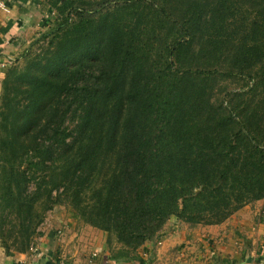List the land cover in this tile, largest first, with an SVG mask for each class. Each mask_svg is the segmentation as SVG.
Masks as SVG:
<instances>
[{
  "label": "trees",
  "instance_id": "16d2710c",
  "mask_svg": "<svg viewBox=\"0 0 264 264\" xmlns=\"http://www.w3.org/2000/svg\"><path fill=\"white\" fill-rule=\"evenodd\" d=\"M106 29V24L96 23L72 35L69 42L59 44L48 55L30 59L25 68H12L4 79L0 95V163L9 162L3 158L8 153V159L29 165L18 169L20 194L26 192L31 167L38 166L39 188L51 200L49 205L59 199L69 201L85 220L115 232L128 245L138 246L161 230L177 211L180 197L200 204L204 194L195 192L199 185L216 192V207L226 209L210 220L214 223L226 219L248 200L264 197V68L256 72L257 79L248 90H234L228 96L229 118L236 126L228 132V164H222L215 139L209 145L175 125L165 135L157 136L142 121L134 122L131 117L126 121L127 138L119 134L127 102H131L132 109L142 103L153 108L155 101L148 98L144 85H126L128 67L124 63L131 52L125 50L120 63L118 38L112 33L106 36ZM105 58L111 61V70L98 69ZM260 64L264 65V56ZM103 77L111 80L109 85L84 83ZM249 91L258 98L245 97ZM198 93V88L189 89L183 96V101H197L188 117L195 128H199L194 123L196 113L204 107ZM235 96H241V105L232 101ZM16 104L17 110H12ZM179 109L181 114V103ZM239 109L252 117L248 115L245 120ZM73 111L78 114L70 121ZM214 134L209 130L208 137ZM160 139L165 146L162 150L156 147ZM118 142H124V146ZM244 142L259 147L252 164H239L236 157ZM28 151H34L31 159H27ZM210 159L220 164H197ZM0 174L4 179L9 177L2 171ZM168 192L172 195L165 198ZM235 192L245 195L233 196ZM29 201L31 207H36L34 192ZM190 219L207 223L197 214L190 215Z\"/></svg>",
  "mask_w": 264,
  "mask_h": 264
},
{
  "label": "rangeland",
  "instance_id": "374dc122",
  "mask_svg": "<svg viewBox=\"0 0 264 264\" xmlns=\"http://www.w3.org/2000/svg\"><path fill=\"white\" fill-rule=\"evenodd\" d=\"M92 1L97 3L92 4ZM44 2L56 12L55 24L49 33L33 43L28 54L12 71L25 68L32 58L48 55L59 44L69 42L72 35L87 31L96 23H104L107 25L105 35L112 33L118 38L120 63L125 56V50L131 52L126 56L124 63L128 67L125 74L126 85L131 83L144 85L148 89V98L155 101L153 108H148L147 104L142 103L132 109L131 102H127L122 114L125 123L122 124L119 134L127 138L126 121L131 117L134 122L142 121L149 131L157 136L165 135L175 125L179 129L189 130L209 145L212 138L215 139L218 142L216 150H220L223 157L222 164H228V132L236 126L229 118L228 96L234 90L242 91L246 88L248 90L257 79L256 72L264 68V65L260 64V58L264 56V0H44ZM93 7L95 9H90ZM111 68L112 63L107 58L98 65V69L102 70ZM110 81L103 77L100 81L89 79L84 83L109 85ZM261 83L263 90L264 73L261 76ZM3 85L0 95L4 92ZM196 88L204 104L203 109L196 113L194 122L200 129L191 126L188 119L197 101H183L184 92ZM10 97L13 98L14 94L11 93ZM245 97L258 98L252 91ZM19 101L20 104L22 100ZM232 101L241 105V96L233 97ZM179 103L184 107L181 114ZM19 104L12 105V110H17ZM77 114L71 112L70 121ZM239 114L245 120L250 115L242 109H239ZM165 122L170 123L165 125ZM209 130L215 133L211 137H208ZM118 145L124 146V142H118ZM156 145L159 150L165 147L161 139ZM258 151L259 147L241 143L236 153L239 164L254 163ZM26 154L27 159H31L34 151H28ZM3 158L9 162L0 163V171L9 177L4 179L0 174V258L8 257L10 253L31 250L35 252L36 244L45 239L48 230L55 235L58 234L53 219L54 214L60 211H66L79 223L106 231L110 241L114 238L119 244L118 255H129L130 250L138 247L119 240L115 232L85 220L69 201L59 199L49 205L51 200L44 197L42 195L44 189L39 188L41 178L38 177L40 176L38 166L31 167L26 192L20 194L18 169L28 168L29 165L27 163L20 165L8 159V153H5ZM142 162L146 164L144 159ZM197 164L220 162L210 159L199 160ZM9 168L15 170L6 171ZM228 182L230 179L226 181L227 186ZM196 188L195 192L204 194L201 203L189 202L180 197L175 206L177 211L172 215L190 224H215L210 220L226 209L216 207V192L200 185ZM33 192L37 199L36 207L30 206L29 200H32ZM171 195L168 192L165 198ZM241 195L245 193H233V196ZM262 198L264 197L250 199L243 205L256 203L264 209V203L260 201ZM254 204L249 206L253 207ZM179 210H183L185 215L181 216ZM192 214H197L207 223L193 221L190 219ZM228 217L223 221H228Z\"/></svg>",
  "mask_w": 264,
  "mask_h": 264
},
{
  "label": "crops",
  "instance_id": "0c3cea01",
  "mask_svg": "<svg viewBox=\"0 0 264 264\" xmlns=\"http://www.w3.org/2000/svg\"><path fill=\"white\" fill-rule=\"evenodd\" d=\"M56 17L44 0H7L6 8H0V92L8 72L35 41L50 32ZM260 201L264 203V198ZM249 205L215 224H190L171 215L159 232L160 245L154 237L148 238L129 255H118L120 246L114 238L110 241L106 231L60 211L53 223L62 229L61 235L48 230L34 253H10L0 258V264H58L57 250L73 264H190L209 253L218 256L217 264H264V209L260 204ZM146 249L148 258L141 255Z\"/></svg>",
  "mask_w": 264,
  "mask_h": 264
},
{
  "label": "built area",
  "instance_id": "2783aa9c",
  "mask_svg": "<svg viewBox=\"0 0 264 264\" xmlns=\"http://www.w3.org/2000/svg\"><path fill=\"white\" fill-rule=\"evenodd\" d=\"M6 2L7 0H0V8H6ZM160 231H158L155 235V244L160 245L163 241V237L160 236ZM57 233L58 235L62 234V229L58 228L57 229ZM34 253V250H31L28 252V254ZM96 252L92 253V256H96ZM141 255L144 256L145 258H148L150 256L149 251L143 250L141 252ZM55 260L57 261L58 264H73L71 262L70 259L66 258L65 255H63L61 252L56 251V256H55ZM218 263V256L216 254H212L209 253L206 256L199 258V259H195L194 261H192L190 264H217ZM15 264H24L22 262H16ZM236 264V263H234ZM254 264H257V262H255Z\"/></svg>",
  "mask_w": 264,
  "mask_h": 264
}]
</instances>
